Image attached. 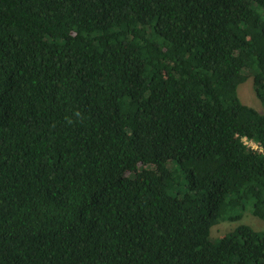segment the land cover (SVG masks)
<instances>
[{
  "label": "trees",
  "instance_id": "trees-1",
  "mask_svg": "<svg viewBox=\"0 0 264 264\" xmlns=\"http://www.w3.org/2000/svg\"><path fill=\"white\" fill-rule=\"evenodd\" d=\"M248 79L264 0H0V264H264Z\"/></svg>",
  "mask_w": 264,
  "mask_h": 264
},
{
  "label": "rangeland",
  "instance_id": "rangeland-1",
  "mask_svg": "<svg viewBox=\"0 0 264 264\" xmlns=\"http://www.w3.org/2000/svg\"><path fill=\"white\" fill-rule=\"evenodd\" d=\"M237 95L239 100L249 106L254 108L260 113L264 114V107L262 106L261 102L258 100V98L255 95L252 80L248 79L245 83L241 84L237 88ZM249 145L252 148H257L254 144L249 143ZM245 224L253 228L257 231H264V222L257 217L253 216L251 212L247 211L244 213L241 220L236 222H221L216 225H214L211 228L210 236L213 239H217L219 237H222L226 233H228L231 230H234L237 226Z\"/></svg>",
  "mask_w": 264,
  "mask_h": 264
},
{
  "label": "clouds",
  "instance_id": "clouds-1",
  "mask_svg": "<svg viewBox=\"0 0 264 264\" xmlns=\"http://www.w3.org/2000/svg\"><path fill=\"white\" fill-rule=\"evenodd\" d=\"M77 115H79V113H77Z\"/></svg>",
  "mask_w": 264,
  "mask_h": 264
}]
</instances>
